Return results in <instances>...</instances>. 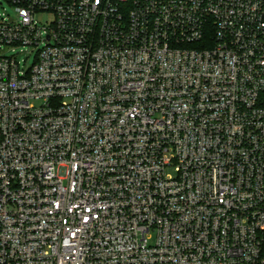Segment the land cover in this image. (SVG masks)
<instances>
[{"label": "built area", "instance_id": "1", "mask_svg": "<svg viewBox=\"0 0 264 264\" xmlns=\"http://www.w3.org/2000/svg\"><path fill=\"white\" fill-rule=\"evenodd\" d=\"M10 4L0 264H264V0Z\"/></svg>", "mask_w": 264, "mask_h": 264}, {"label": "rangeland", "instance_id": "2", "mask_svg": "<svg viewBox=\"0 0 264 264\" xmlns=\"http://www.w3.org/2000/svg\"><path fill=\"white\" fill-rule=\"evenodd\" d=\"M1 3L2 5H0V17L6 18L10 22L17 21L18 14L16 13L15 7L12 4L3 0H0V4ZM46 20H48V18H46L45 16L37 15V21L44 23ZM20 50L22 51L20 52L18 59L21 62L22 67H25V69L30 68L34 64L35 55L33 53H29L30 49L20 48L19 51ZM168 174L172 176H176V172L174 169H170L168 171ZM154 242H155V237H151L150 243L153 244Z\"/></svg>", "mask_w": 264, "mask_h": 264}, {"label": "trees", "instance_id": "3", "mask_svg": "<svg viewBox=\"0 0 264 264\" xmlns=\"http://www.w3.org/2000/svg\"><path fill=\"white\" fill-rule=\"evenodd\" d=\"M3 1H6V2H8V3H11V0H3Z\"/></svg>", "mask_w": 264, "mask_h": 264}]
</instances>
